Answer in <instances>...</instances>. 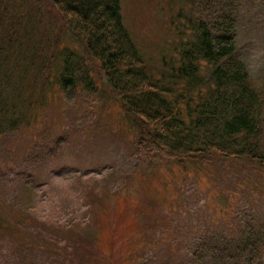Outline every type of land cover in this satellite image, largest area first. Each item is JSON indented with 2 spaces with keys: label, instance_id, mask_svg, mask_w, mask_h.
Segmentation results:
<instances>
[{
  "label": "rangeland",
  "instance_id": "obj_1",
  "mask_svg": "<svg viewBox=\"0 0 264 264\" xmlns=\"http://www.w3.org/2000/svg\"><path fill=\"white\" fill-rule=\"evenodd\" d=\"M19 1L39 40L54 23L56 38H70L50 0ZM228 3L122 0L125 24L158 75L191 37L189 18L228 11ZM232 7L241 14L240 55L263 83L264 0ZM53 95L39 132L0 141V218L9 216L15 234L0 232V264H198L200 243L221 248L244 224L264 226L259 162L217 154L179 161L142 134L146 127L108 90ZM253 251L264 264V249Z\"/></svg>",
  "mask_w": 264,
  "mask_h": 264
},
{
  "label": "trees",
  "instance_id": "obj_2",
  "mask_svg": "<svg viewBox=\"0 0 264 264\" xmlns=\"http://www.w3.org/2000/svg\"><path fill=\"white\" fill-rule=\"evenodd\" d=\"M50 1L66 40L56 38V23L39 40L25 4L0 0V141L27 128L39 132L42 105L54 92L108 90L137 127H146L142 134L179 161L217 154L264 166V81L253 79L240 55L236 0L209 18L191 16V37L159 75L125 24L122 0ZM13 226L9 216L0 218V232L15 237ZM257 226L244 224L242 236L231 233L221 248L200 243L195 261L262 264L253 251L264 249V226Z\"/></svg>",
  "mask_w": 264,
  "mask_h": 264
}]
</instances>
